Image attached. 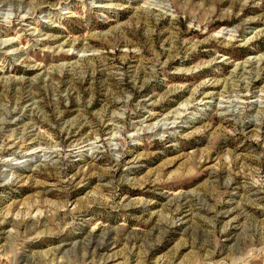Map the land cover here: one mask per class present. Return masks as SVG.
Segmentation results:
<instances>
[{
    "label": "rangeland",
    "instance_id": "1",
    "mask_svg": "<svg viewBox=\"0 0 264 264\" xmlns=\"http://www.w3.org/2000/svg\"><path fill=\"white\" fill-rule=\"evenodd\" d=\"M0 264H264V0H0Z\"/></svg>",
    "mask_w": 264,
    "mask_h": 264
},
{
    "label": "bare ground",
    "instance_id": "2",
    "mask_svg": "<svg viewBox=\"0 0 264 264\" xmlns=\"http://www.w3.org/2000/svg\"><path fill=\"white\" fill-rule=\"evenodd\" d=\"M161 126H163V125H161ZM161 126L159 128H161Z\"/></svg>",
    "mask_w": 264,
    "mask_h": 264
}]
</instances>
